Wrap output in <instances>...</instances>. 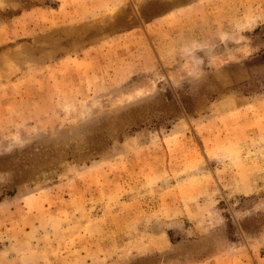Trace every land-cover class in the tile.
<instances>
[{"label": "rangeland", "instance_id": "1", "mask_svg": "<svg viewBox=\"0 0 264 264\" xmlns=\"http://www.w3.org/2000/svg\"><path fill=\"white\" fill-rule=\"evenodd\" d=\"M0 264H264V0H0Z\"/></svg>", "mask_w": 264, "mask_h": 264}]
</instances>
